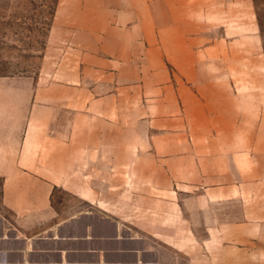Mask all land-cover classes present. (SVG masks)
Listing matches in <instances>:
<instances>
[{"label": "crops", "instance_id": "crops-1", "mask_svg": "<svg viewBox=\"0 0 264 264\" xmlns=\"http://www.w3.org/2000/svg\"><path fill=\"white\" fill-rule=\"evenodd\" d=\"M227 1L56 0L48 88L74 96L40 99L38 84L29 101L4 98L13 87L0 83V264H264L263 206L245 200L238 214L221 213L226 201L213 197L194 218L188 198L93 195L59 174L76 170V108L154 87L159 61L174 58L161 45L185 42ZM84 87L98 96L78 100ZM55 109L68 110L65 132L51 126Z\"/></svg>", "mask_w": 264, "mask_h": 264}, {"label": "rangeland", "instance_id": "rangeland-1", "mask_svg": "<svg viewBox=\"0 0 264 264\" xmlns=\"http://www.w3.org/2000/svg\"><path fill=\"white\" fill-rule=\"evenodd\" d=\"M55 3L0 0V83L13 87L4 98L29 101L38 84L47 86L40 99L74 96L48 88L55 81L46 44ZM219 7L206 12L204 27L187 29L185 42L161 45L174 58L159 61L154 87L120 91L114 106L76 108V170L62 178L93 195L188 198L194 218L197 208L214 206L213 197L226 201L221 213L238 214L245 200L254 211L264 207V0ZM85 87L76 94L82 102L95 94ZM55 110L51 126L65 132L68 110Z\"/></svg>", "mask_w": 264, "mask_h": 264}]
</instances>
